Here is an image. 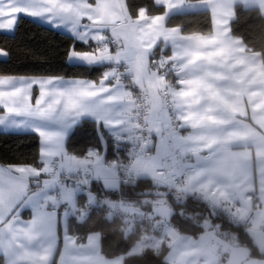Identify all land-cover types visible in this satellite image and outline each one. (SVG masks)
Returning <instances> with one entry per match:
<instances>
[{
  "label": "snow or ice",
  "instance_id": "obj_1",
  "mask_svg": "<svg viewBox=\"0 0 264 264\" xmlns=\"http://www.w3.org/2000/svg\"><path fill=\"white\" fill-rule=\"evenodd\" d=\"M155 3L164 6L162 15L133 8L128 0H0V30H15L25 17L64 27L73 38L67 60L103 69L97 79L0 75V128L5 134H35L39 142L38 162L0 163L4 264H51L59 240L51 221H58L73 193L66 179L77 156L68 151V142L83 124L93 126L97 145L118 150L120 138L133 131L129 125L142 119L204 129L216 137L239 122L244 85L257 80L236 57L243 49L224 38L221 27L227 21L217 20L210 36H184L179 27H167L166 18L185 0ZM215 6H222L219 0ZM76 42L87 49L77 50ZM252 99L264 115V91ZM98 154L89 148L86 155ZM64 240L67 246L76 238L65 233ZM22 241L38 242L42 251L29 252Z\"/></svg>",
  "mask_w": 264,
  "mask_h": 264
},
{
  "label": "trees",
  "instance_id": "obj_2",
  "mask_svg": "<svg viewBox=\"0 0 264 264\" xmlns=\"http://www.w3.org/2000/svg\"><path fill=\"white\" fill-rule=\"evenodd\" d=\"M128 2L133 8L145 7L149 15L163 14L164 11L154 0ZM211 25L208 10L173 14L166 21L167 27H179L185 34H209ZM229 30L232 36L242 40L248 51L258 52L264 61V14L258 8L235 5ZM72 44L73 38L70 35L25 17L13 33L0 32V50L8 53L4 59H0V75H61L65 78L97 79L102 68L90 69L68 62L66 53ZM75 46L77 50L87 49L80 42H76ZM5 133L0 132V163L38 162L39 142L35 134ZM94 136L93 126L90 123L83 124L71 136L68 151L77 158H83L89 148H96L98 152H105L106 162L118 165V173L121 174L131 160V145L120 144L118 150L114 147L103 148L96 144ZM152 182L137 178L134 182H119L116 190H108L100 180L87 181L81 185L80 192L75 196V207L68 214V234L76 238V243L82 244L88 234L98 233L100 253L108 259L122 256L123 264H169L165 258L169 250V238L164 233L163 223L159 222L158 215L153 212V206L162 200L171 210L166 224L175 233L197 238L203 232L212 231L218 241L247 249L251 258L264 259V250H259L253 243L247 225L230 221L199 197L182 195L159 184L153 187ZM92 198H95L94 202ZM122 201L133 204L137 211H124L118 206ZM114 211L118 213L111 214ZM131 217L139 218L129 221ZM146 239L157 240V243L133 253L137 242ZM58 250L51 264H55Z\"/></svg>",
  "mask_w": 264,
  "mask_h": 264
},
{
  "label": "crops",
  "instance_id": "obj_3",
  "mask_svg": "<svg viewBox=\"0 0 264 264\" xmlns=\"http://www.w3.org/2000/svg\"><path fill=\"white\" fill-rule=\"evenodd\" d=\"M215 2L216 0H185L184 5L180 9H174L169 13V16L191 11L208 10L212 25L211 32L205 35L209 36L214 33L217 20L227 21L221 27L224 38L230 40L234 48L243 49L242 52L238 51L236 53V57L246 62L244 70L254 72L255 79L257 80L256 83L244 85L246 92L241 104V112L243 114L239 116V122L235 125L228 126L225 129V134L220 137H216L213 133L207 132L204 129H192L190 127L176 128L175 125L162 126L159 122L147 119V132L150 136L149 147L151 155L148 159L143 157L142 159L149 161L153 169L152 171L147 170L144 166L139 167L137 170L135 169L133 172L137 173L138 176L140 174L143 175L144 178L141 179L155 181L164 187L158 182V178L154 174L158 160L168 155L169 147L180 149L182 161L179 165L174 164V173H179L182 170L185 171L187 173V181L178 183L175 187L167 189L174 190L176 193L182 195L199 197L212 208H219L234 218L240 216L242 222L247 225V230L250 233L256 232L264 234V115L255 106V103H258V97L255 103L252 99L254 94L264 91V84L260 83L261 80H264V61H262L258 52L248 51L242 40L232 36L229 30V23L233 18L235 5L240 4L246 8H258L264 14V0H219L222 5L220 8L215 6ZM158 6L164 8L163 5ZM32 20L41 25L53 28L47 23H42L40 20ZM61 28L53 29L72 37L67 29L64 27ZM13 31L0 30V32L7 34H11ZM181 34L184 36H195L199 33L185 34L181 32ZM210 50L212 49H204V51ZM5 57L0 56V59H4ZM248 61H252V63H247ZM69 63L75 64L74 62ZM173 117L175 118L174 113ZM129 127L133 131L129 135L122 136L120 138V144H133L135 123L130 124ZM0 132H6V130L0 128ZM7 132L26 131L13 130ZM228 133L235 135L229 138ZM200 137H203V139H200ZM88 159L93 166L102 165L107 167L110 175L113 177L119 174L118 165L115 162L101 160L98 155L92 157L86 156L81 161L77 160L73 163L74 171L71 175L79 176L78 179L66 180L68 186L73 189V193L68 201L74 198L73 201L75 203V196L80 192L81 185L91 179L100 180L103 187L104 182L113 187L111 181L113 177H108L109 175L102 177L95 172L91 174L81 173ZM117 183L118 186L116 188H108V190H116L119 187V181ZM59 191L57 189V195H59ZM72 206L70 207L69 202L66 206H62L59 210L58 221L56 217H53L51 221L54 234L59 236L58 242L55 243V251L57 248L59 249L55 264H123L122 256L108 259L100 253V235L98 233L88 234L85 242L82 244H78L75 241V243H69L65 246L64 236L65 233L68 234V216L65 217L64 212L67 210L69 213L75 207V205ZM118 206L121 207L120 202ZM126 212L129 211L127 210ZM23 215L25 218L29 217V210L26 209ZM166 227L169 226L166 225ZM166 227L164 231H166ZM167 232L171 237L167 235L170 242L171 239L175 241L171 249L177 251L178 248L180 250L178 252L180 258L185 257L188 259V264H206L204 260L206 257L212 258L213 264H220V260L218 261V259L224 261V264H264V259L249 257L247 249L229 246L224 242L218 241L215 233L212 231L203 232L197 238L179 235L170 227ZM22 243L25 244V248L29 252L39 253L42 251L38 242L32 245H28L23 241ZM221 246L226 248L223 257ZM21 251V249H17V252ZM169 254L170 246L165 258L169 264H175L174 261L171 262L168 260ZM53 257L54 255L51 258V262ZM4 261L5 256L0 252V264H4Z\"/></svg>",
  "mask_w": 264,
  "mask_h": 264
},
{
  "label": "built area",
  "instance_id": "obj_4",
  "mask_svg": "<svg viewBox=\"0 0 264 264\" xmlns=\"http://www.w3.org/2000/svg\"><path fill=\"white\" fill-rule=\"evenodd\" d=\"M173 120L175 121V118L173 117ZM175 125V124H173ZM133 144L130 146V157L131 160L139 157H143L148 159L151 155L149 142L150 138L147 133V120L142 119L140 123L137 125L135 124V130L133 133ZM131 160L124 166L123 173L118 177L119 182L123 183H129L134 182L137 178L134 176V174L131 172V166L130 162ZM182 161V154L181 150L177 148H171L168 149V155L159 158L157 168L154 170L155 176L158 178V182L163 185L166 188H173L175 185L181 182L187 181V173L185 171H181L179 173H174V164H180ZM79 177V176H78ZM77 176L69 175L66 180H74L78 179ZM95 201V198H92V202ZM214 210L223 213L227 219L230 221L242 224L243 222L241 220H238L231 216L230 214H226L223 210L219 208H213ZM118 213V212H112L111 214ZM135 218L139 217H131L128 220L134 221Z\"/></svg>",
  "mask_w": 264,
  "mask_h": 264
},
{
  "label": "rangeland",
  "instance_id": "obj_5",
  "mask_svg": "<svg viewBox=\"0 0 264 264\" xmlns=\"http://www.w3.org/2000/svg\"><path fill=\"white\" fill-rule=\"evenodd\" d=\"M42 23H44V22H42ZM98 153H99L98 154L99 158L101 160H103L105 152H98ZM85 157L77 158V160L78 161L84 160ZM90 163H91V161H89V159L87 160V162H85V168L82 170V172H81L82 174H85V173L91 174V173L95 172L97 175H101L102 177H106L108 175H109L108 177H113L112 175H110V171H109V169L107 167H104L102 165H94L93 166ZM88 165H89V167H88ZM130 165H131V169H132L131 172L134 174V176L136 178H139V179L140 178H144V176L141 175V174L138 176L137 173L133 172L135 169L137 170L139 167L141 168V167H144V166L146 167L147 170H151L152 171V169H153L151 164H149V161H145L144 159H142V157L141 158H135V159L131 160ZM110 166H115V165H110ZM123 170H124V168H123ZM122 173H123V171H122ZM121 174H116V176L113 177V179L111 180L113 187L111 185H109V184H106L105 182H104V187L106 189H108V188L109 189L116 188L118 186V183H117L118 182L117 181L118 177ZM73 200H74V198L71 199V201H68L70 207H73L72 205H75ZM121 207H122V209L124 211L128 210L129 211L128 213H133L134 211L135 212L137 211V210H135V207H134L133 204H129L128 202H125V201L121 202ZM153 212H154V214L158 215L159 220H160L159 222L163 223L164 229H165V227L167 225L166 223H167L168 218H169L170 213H171L170 208L164 203V201L161 200V201H157L156 204L153 206ZM236 219L242 221V218L240 216L239 217L237 216ZM168 230H169V227H166V231H164V233L170 237V235L167 232ZM250 234H251V238H252L253 243L258 247V249L259 250H264V234L256 233V232H251ZM173 240L171 239V242H170V239H169V242H168V245L170 246V254L168 256V260L171 261V262L174 261L175 264H188V259H186L185 257L180 258V255L178 254V252L180 250L178 248H177V251L175 249H171V246H173L175 244V241H173ZM156 243H157V240H152V239L141 240V241L137 242V244L133 248L132 252L133 253H137L143 247L149 246V245L150 246H154V245H156ZM221 248L223 250V255H222V257H223L224 253L226 251V248L222 247V246H221ZM204 260H205L206 264H213L212 263V258L206 257V259L204 258ZM219 260H220V262H219L220 264H224V261H222L221 259H218V261Z\"/></svg>",
  "mask_w": 264,
  "mask_h": 264
},
{
  "label": "water",
  "instance_id": "obj_6",
  "mask_svg": "<svg viewBox=\"0 0 264 264\" xmlns=\"http://www.w3.org/2000/svg\"><path fill=\"white\" fill-rule=\"evenodd\" d=\"M157 183L155 181L152 182V186L155 187Z\"/></svg>",
  "mask_w": 264,
  "mask_h": 264
}]
</instances>
